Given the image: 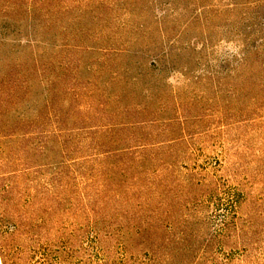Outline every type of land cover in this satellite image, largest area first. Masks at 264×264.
Here are the masks:
<instances>
[{
  "label": "rangeland",
  "instance_id": "1",
  "mask_svg": "<svg viewBox=\"0 0 264 264\" xmlns=\"http://www.w3.org/2000/svg\"><path fill=\"white\" fill-rule=\"evenodd\" d=\"M11 1L18 51L45 63L51 82H34L39 102L46 91L64 131L85 126L105 102L114 123L145 121L124 135L144 137L157 155L144 165L149 185H159L145 193L159 223L147 231L150 247L135 229L98 237L103 216L114 222L120 209L101 199L91 171L103 166L76 142L68 156L76 162L54 151L70 264H264V48L236 60L244 52L236 33L253 16L243 6L261 5L264 21V0ZM163 54L162 70L148 65Z\"/></svg>",
  "mask_w": 264,
  "mask_h": 264
},
{
  "label": "trees",
  "instance_id": "2",
  "mask_svg": "<svg viewBox=\"0 0 264 264\" xmlns=\"http://www.w3.org/2000/svg\"><path fill=\"white\" fill-rule=\"evenodd\" d=\"M252 4L243 6L247 15H253L247 19L251 20L248 28L236 33L244 47L243 57L236 58L239 65L244 64L248 52L264 48V37H255L260 32L264 35L261 5ZM235 11L236 8H230L229 12ZM16 15L11 0H0V264H70L67 226L55 197L53 153L60 148L62 158L76 162L68 159L76 152L71 149L74 142L92 152L87 159L103 166L91 171L103 181L101 199L120 208L114 222L103 216V226L97 228L98 237L120 240L124 228L135 229L140 244L152 247L146 234L159 223L157 209L150 207L152 198L145 197V193H151L153 186L158 190L159 185H149L151 171L144 165L157 155L147 149L144 137L124 135L126 129L141 127L145 121L114 123L105 111L107 103L101 102L95 108V116L84 115L79 121L85 126L65 132L64 121L54 114L46 91L39 102L34 82H46L50 87L51 81L45 79V63L37 58L22 60V51H18L22 33ZM167 59L168 55L163 54L148 65L162 70ZM98 133L111 136L95 147H91L93 143L86 145L87 141L96 143L94 135ZM121 143L131 145L119 147ZM132 204L134 209H130ZM96 224L99 225L97 221Z\"/></svg>",
  "mask_w": 264,
  "mask_h": 264
}]
</instances>
